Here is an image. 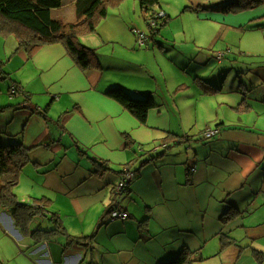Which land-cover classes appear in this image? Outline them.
<instances>
[{"label": "crops", "instance_id": "crops-1", "mask_svg": "<svg viewBox=\"0 0 264 264\" xmlns=\"http://www.w3.org/2000/svg\"><path fill=\"white\" fill-rule=\"evenodd\" d=\"M126 2L113 0L108 6V14L113 8L122 23L102 25L107 15L95 30L79 35V43L94 52L86 70L62 42L27 49L18 36L24 30L0 20V67L6 73L0 77L11 81L9 87H21L10 99L0 86V141L25 145L30 159L14 190L18 202L44 205L30 230L56 228L53 214L64 227L40 244L26 236L29 247L35 244L41 261L49 264H164L185 248L195 256L193 262L199 256L206 261L233 245H250L264 257L258 249L264 247V234H245L249 242L237 235L238 229L253 226V211L264 204V61H231L240 82L226 93L243 96L239 105L227 104L228 111L211 120L214 125L206 129L219 127L213 135H205V129L190 136L156 98L152 82L159 74L149 62L150 50L137 41L136 21ZM202 5L209 4L194 7ZM148 25L153 34L146 45L159 47L161 57L166 42L156 25ZM98 27L104 42L114 44L110 51L95 34ZM244 27L257 30L264 22ZM225 57L218 54L219 64ZM105 63L116 65L121 75L107 73ZM156 63L165 77L161 59ZM220 76L212 75L213 85H219ZM114 86L135 97L154 95L157 106L146 122L106 94ZM179 136L188 139L177 141ZM164 142L168 148L154 149ZM126 168L135 171V178L118 196L115 188ZM23 189H28L24 196ZM111 208L128 212V218L112 219ZM0 225L6 234L21 238L7 210L0 212ZM0 264H5L1 256Z\"/></svg>", "mask_w": 264, "mask_h": 264}, {"label": "rangeland", "instance_id": "rangeland-1", "mask_svg": "<svg viewBox=\"0 0 264 264\" xmlns=\"http://www.w3.org/2000/svg\"><path fill=\"white\" fill-rule=\"evenodd\" d=\"M127 1L125 6L129 7L131 16L136 21L134 24L137 29L147 37L148 35L151 36L153 32L148 25L150 22L149 15L147 19H144L139 0ZM224 1L162 0V4L153 9L156 14L155 19H152V25H156L161 30L159 34L162 41L166 42L165 56L160 57V48L157 46L153 48V44L150 47L146 43L140 46L144 50H150L149 62L159 74L158 80L153 79L152 82L156 88L154 89L156 98L165 103L171 112L173 123L178 124V126L182 125L185 131H189L190 136H198L208 125L213 126L214 123L211 120L217 116H223L228 111L227 104L239 105L243 96L226 93L236 89L240 82L236 78L239 70L231 67V61L236 59L246 64L264 61V27L257 30H246L244 27L245 24L264 22V0L257 7L228 14L208 10L197 12L196 7H194L198 4L211 6V3L214 6ZM231 1L227 0V3ZM112 9L107 14V18L101 22L104 23L102 25L107 26L114 20L122 23L121 16L117 12H112L115 11ZM210 13L214 17L206 19L204 15ZM52 17L65 22L74 21L76 19V7L73 1L67 0L63 7L54 9ZM153 21H156V24ZM95 34L104 42L100 27L97 28ZM113 47L112 42H104L106 51H110ZM218 54L226 55L224 64H219ZM125 58L118 56L115 59L125 60ZM156 58H160L162 61L165 77L157 67ZM172 58L176 59L178 66L172 61ZM241 64H235V66H242ZM7 65L8 63H5V66ZM103 66L107 68V73H114L117 77L121 75L120 69L116 65L105 63ZM214 73L221 75L220 83L216 86L211 81ZM226 73L227 75H222ZM3 75L6 73L2 71L1 65L0 76ZM10 83V80H3L0 77V86L11 99L13 97L9 93ZM5 102L7 104V100ZM183 139L187 140L188 137ZM133 172L135 173V171ZM27 190H22V196ZM252 223L253 226L249 230L238 229L237 235L244 239L245 234L248 235V238H253L251 236L253 234H264V204L253 211ZM3 224L6 225L5 222ZM0 231V256L5 264H49V261H41L43 257L40 258L41 254L36 251L35 244L29 247L25 234L22 233L21 238L19 236L14 237L6 234L1 225ZM61 240H65V244L68 243L65 236H61ZM244 240L249 242L247 239ZM260 240V244L264 246V237ZM51 244H53L52 241ZM246 248L235 245L229 246L221 250L220 255L212 259L201 261L199 256L194 264H264L263 256H258L255 249L251 248L250 245L249 249ZM258 249L263 251L264 247H258ZM46 257L45 259H48V256ZM88 264H92V262Z\"/></svg>", "mask_w": 264, "mask_h": 264}, {"label": "trees", "instance_id": "trees-1", "mask_svg": "<svg viewBox=\"0 0 264 264\" xmlns=\"http://www.w3.org/2000/svg\"><path fill=\"white\" fill-rule=\"evenodd\" d=\"M66 1L0 0V20L24 30V35L18 34V36L21 46L27 49L38 48L44 42H62L68 48V51L76 57L80 67L86 70L92 66L91 56L93 50L79 43V35L96 29L99 21L107 16L108 6L113 0H75L76 20L72 23H65L52 17L54 9L63 7ZM161 1L139 0L142 11L145 15H149V20L155 18V12L151 13V11L155 6L160 5ZM262 2L263 0H232L229 3L214 6H197L196 9L197 11L215 9L228 14L254 8ZM148 23L150 24V22ZM0 31H4L2 25H0ZM106 94L133 112L141 122H146L150 110L157 106L152 93H144L142 97H135L124 87L114 86L109 88ZM217 129L219 130V127ZM184 137L188 136H182L181 138ZM29 161V149L25 145L21 143L4 144L0 141V212L7 210L13 217L16 227L25 236L34 239L36 244H40L50 240L56 233H61L64 227L59 219L55 218L56 215L53 214L52 220L56 223V228L30 230L29 225L37 215L43 213L42 207L44 205L20 203L14 190L18 185L24 167ZM100 165L106 170L108 169L106 162L100 163ZM129 188L128 186V190ZM117 195L120 196L121 194L117 193ZM112 211L111 208L109 212ZM110 216L112 218V214ZM193 257H195L193 253L185 248L181 254L164 264H193L195 262H193Z\"/></svg>", "mask_w": 264, "mask_h": 264}, {"label": "built area", "instance_id": "built-area-1", "mask_svg": "<svg viewBox=\"0 0 264 264\" xmlns=\"http://www.w3.org/2000/svg\"><path fill=\"white\" fill-rule=\"evenodd\" d=\"M155 14H154V16H155ZM152 19H155V18H152ZM152 19L150 20L151 25H152ZM153 23L155 24L156 21H153ZM133 31L137 36V41H138L139 45L143 46L146 43L147 35L141 33L138 29H134ZM20 92H21V87L18 84H14L11 86V88H10V95L11 96H15V95L19 94ZM27 105H28L27 103H24V106H27ZM216 131H218L217 128L206 129L205 135L211 136L214 133H216ZM182 139L183 138H180L177 141L182 140ZM168 145L169 144L167 142L166 143L164 142L163 144L154 146V149L158 150L160 147L161 148L162 147L167 148ZM134 176H135V173L132 170H130V169L125 170V172L123 173L122 177L120 178L118 184L116 185V188H115L116 193H118V194L125 193L128 190L129 184L134 179ZM128 216H129L128 212L121 211V210H115L112 213V219H116V220L117 219H125V218H128Z\"/></svg>", "mask_w": 264, "mask_h": 264}]
</instances>
